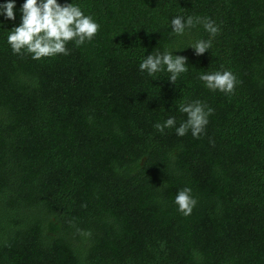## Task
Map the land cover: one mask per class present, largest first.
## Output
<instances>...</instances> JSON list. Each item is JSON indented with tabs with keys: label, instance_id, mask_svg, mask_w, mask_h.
<instances>
[{
	"label": "trees",
	"instance_id": "trees-1",
	"mask_svg": "<svg viewBox=\"0 0 264 264\" xmlns=\"http://www.w3.org/2000/svg\"><path fill=\"white\" fill-rule=\"evenodd\" d=\"M24 2L0 15V264H264V0H58L99 33L41 60L7 41ZM175 16L219 32L177 36ZM165 50L188 59L176 84L139 70ZM216 71L234 93L199 79ZM197 100L213 109L199 138L154 127Z\"/></svg>",
	"mask_w": 264,
	"mask_h": 264
},
{
	"label": "clouds",
	"instance_id": "clouds-1",
	"mask_svg": "<svg viewBox=\"0 0 264 264\" xmlns=\"http://www.w3.org/2000/svg\"><path fill=\"white\" fill-rule=\"evenodd\" d=\"M15 0L0 5V15L5 19L16 20ZM21 23L12 28L7 37L8 44L14 54L31 55L33 60H41L57 55H69L67 48L69 42H75L77 46L85 42H91L99 33L100 25L91 16H87L81 8L73 3L61 4L58 0H25L20 8ZM197 23H203L204 29L214 38L219 29L210 19L194 18L188 16H175L171 20L172 31L177 36H183L186 29L195 27ZM212 40H199L189 47L200 56L210 50ZM188 47V48H189ZM139 70L149 76L167 71L168 80L176 84L180 76L188 71V59L185 56L173 55L165 50L163 53L155 52L148 55L139 64ZM199 79L212 91H220L231 94L235 91L236 76L231 71H216L204 73ZM199 100L179 105V111L186 114L187 119L176 127V118L169 117L164 123H156L154 127L164 133L165 129L175 128L176 134L185 136L191 131L194 138H199L205 132L209 123L208 117L213 109L207 108ZM178 210L185 216L192 214L197 200L191 195V188H184L175 197Z\"/></svg>",
	"mask_w": 264,
	"mask_h": 264
}]
</instances>
